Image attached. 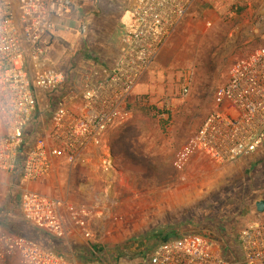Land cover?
Segmentation results:
<instances>
[{"label":"built area","instance_id":"1","mask_svg":"<svg viewBox=\"0 0 264 264\" xmlns=\"http://www.w3.org/2000/svg\"><path fill=\"white\" fill-rule=\"evenodd\" d=\"M196 1L135 0L119 27L117 58L104 73L97 76L94 70L76 83L71 71L50 61L48 50L60 32L81 27L73 28L71 21L82 3L0 0V173L15 180L21 214L37 231L57 240L70 237L75 228L86 232L96 204L70 192L42 193L35 186L55 169L84 166L94 154L104 174L116 172L105 133L129 116L135 87ZM194 76V67L182 71V97L190 93ZM263 141L264 33L231 63L209 111L176 152L175 165L184 167L196 154L218 165L232 164ZM257 213L229 249L207 234L181 233L157 243L141 264H264V211ZM89 253L93 257L81 260L0 225V264H109L94 249Z\"/></svg>","mask_w":264,"mask_h":264},{"label":"rangeland","instance_id":"2","mask_svg":"<svg viewBox=\"0 0 264 264\" xmlns=\"http://www.w3.org/2000/svg\"><path fill=\"white\" fill-rule=\"evenodd\" d=\"M108 9L107 5L104 18L111 17L103 24L121 25V9ZM263 9L264 0L196 1L176 32L181 42L178 53L157 58L161 63L157 61L139 82L143 86L134 89L129 116L105 133L116 172L104 174L99 154H94L80 169H59V180L36 184L42 193L70 192L75 199L96 204L90 207L86 232L75 228L70 237L57 240L37 231L21 214V191L15 180L1 173L0 225L36 237L63 254L75 253L81 260L93 257L89 252L94 249L109 264H141L147 256L144 250L167 229L174 234L204 233L227 249L233 247L239 230L258 217L256 202L264 200V141L254 153L226 165L196 154L178 168L175 154L209 111L231 63L264 33ZM100 13L98 9L88 26ZM208 27H215L213 33ZM72 33L75 36L59 35L48 50L52 63L71 71L72 81L79 83L112 64L102 54L115 32L92 31L87 40L81 27ZM187 67L195 68V76L190 93L182 97L181 73ZM39 100L44 109L45 95Z\"/></svg>","mask_w":264,"mask_h":264},{"label":"crops","instance_id":"3","mask_svg":"<svg viewBox=\"0 0 264 264\" xmlns=\"http://www.w3.org/2000/svg\"><path fill=\"white\" fill-rule=\"evenodd\" d=\"M79 1L82 3V9L80 11H77L76 13L73 14V19L71 21L72 27L73 28H77V26H79L78 24L81 23L82 24L81 25V29H82V33H83V36H84L85 40H87L88 36L90 35V33L92 31L96 32V33H106V32L112 33V32H115L114 40L109 44V47L107 45V49H106V46H105L104 50L107 53L104 52L102 54V56L104 58H106V60H108L109 63H113V61L117 58L118 53H119V49H120V37H119V34H117V33L119 32V27H121V25L117 24V26H116L114 24H111V25H108V27H107V25L106 26L104 25L105 24V20H109L110 17H111V16L107 17V15H106V18H104V13L106 12V6L108 5V7H109L108 12L112 11V10L116 11L118 9H121V14H120L121 20L122 21H127L128 17H129L128 9L133 4V2L135 0H79ZM109 5L112 6V7H110ZM98 9L101 11L100 14L102 16L97 18L91 25L88 26V23L90 21L91 22L93 21V16L96 15L95 13H98ZM82 20H84V21L82 22ZM179 28L180 27H177L176 32L179 31L178 30ZM207 29H210L209 30L210 33H213L215 27H208ZM176 32H175V34H173L171 39L164 46V48L162 49V51H161L160 55L158 56V58L160 56H161V58H164L165 56H167L169 54H177L178 53L179 43H181V42H180V40L176 39V36H177ZM210 33H209V35H212ZM63 34H64V32H60V35H63ZM71 34L73 36H75L76 33H72L71 32ZM228 36L230 37V34ZM229 37H227V42L229 40ZM85 45L86 46L88 45L87 41H86ZM82 57L83 58H89L88 55H86V54L82 55ZM161 60L162 59H160V60L157 59L158 64L161 63ZM152 69H154V66H153ZM105 70H106V68L102 67L100 69H97V71L96 70L95 71L97 72V76H99L100 74L104 73ZM143 84H144V82L139 84V86L140 85L143 86ZM136 88H137V86H136ZM82 167H80V168H82ZM58 170L59 169H55L52 172V174L49 177V179L46 180V182L48 181L49 183H51V181H52V183H53V180H54V182L59 180Z\"/></svg>","mask_w":264,"mask_h":264},{"label":"trees","instance_id":"4","mask_svg":"<svg viewBox=\"0 0 264 264\" xmlns=\"http://www.w3.org/2000/svg\"><path fill=\"white\" fill-rule=\"evenodd\" d=\"M178 234H174V231L172 229H167V230H164V231H161L160 233H158L156 236H160L157 241L151 245L148 249H145L144 250V254H148L152 248L157 244L159 243L160 241H163V240H166V239H169L173 236H177ZM54 239V238H53Z\"/></svg>","mask_w":264,"mask_h":264},{"label":"water","instance_id":"5","mask_svg":"<svg viewBox=\"0 0 264 264\" xmlns=\"http://www.w3.org/2000/svg\"><path fill=\"white\" fill-rule=\"evenodd\" d=\"M255 205L258 212L264 211V200H258Z\"/></svg>","mask_w":264,"mask_h":264}]
</instances>
